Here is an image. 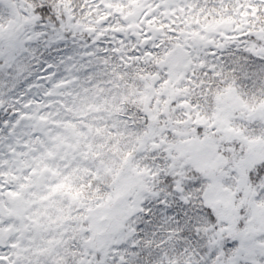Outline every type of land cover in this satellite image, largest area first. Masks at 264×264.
I'll list each match as a JSON object with an SVG mask.
<instances>
[{
  "label": "snow or ice",
  "instance_id": "1",
  "mask_svg": "<svg viewBox=\"0 0 264 264\" xmlns=\"http://www.w3.org/2000/svg\"><path fill=\"white\" fill-rule=\"evenodd\" d=\"M16 3L0 264H264V0ZM165 101L176 127L206 117L197 132L222 138L213 167L161 128Z\"/></svg>",
  "mask_w": 264,
  "mask_h": 264
},
{
  "label": "rangeland",
  "instance_id": "2",
  "mask_svg": "<svg viewBox=\"0 0 264 264\" xmlns=\"http://www.w3.org/2000/svg\"><path fill=\"white\" fill-rule=\"evenodd\" d=\"M159 110L161 111L162 114L165 115V121L162 122L161 124V127L162 128H167V129H171V130H174L176 132V135H174V137H184L183 140H179V141H176L177 143H179L181 146H184V145H187V146H197V149L199 150L200 148H203L205 151L203 153V155L201 156V159H200V164H201V167H213L214 166V161L211 159V157H215L216 160L218 161L220 159V154L219 152H217V146H216V140L213 141L212 138H207V137H201L199 135V139H197L196 137H191L189 138L187 136L186 133H184V131H187V130H182V129H179L177 127H174V123L168 118V107H167V101L163 102L160 106H159ZM199 123V124H205L207 125V118H202L200 120H197L195 121L193 124H189L190 125V128L192 129V131L195 132V129H196V124ZM189 127V126H187ZM188 132V131H187ZM181 133V134H180ZM180 134V135H179ZM175 142V141H174ZM250 162H253V161H250ZM249 162V163H250ZM241 184L242 186H244L245 184L242 183V179H244V175L241 176ZM93 192H95V190H93ZM95 195L97 194L96 192L94 193ZM65 211H67V209H65ZM225 212H231V205H229L226 209H225ZM118 239L119 237L113 239L111 237L107 238L104 243L102 244L104 246V249L107 248V246L109 244H111V242L113 243H116L118 242Z\"/></svg>",
  "mask_w": 264,
  "mask_h": 264
},
{
  "label": "flooded vegetation",
  "instance_id": "3",
  "mask_svg": "<svg viewBox=\"0 0 264 264\" xmlns=\"http://www.w3.org/2000/svg\"><path fill=\"white\" fill-rule=\"evenodd\" d=\"M17 8H18V4L16 3V0H0V17H3L6 23L7 19L10 16L12 17L15 16ZM85 40H88L87 36L85 37ZM88 42L90 43V40ZM101 46L103 47L104 45ZM74 48L75 46L70 43L67 48V52H73ZM64 54L65 53H61V52H52L51 55H48L47 53L45 55L48 56L49 59H52L54 57H59ZM104 250H105L104 246L100 245V251L103 252Z\"/></svg>",
  "mask_w": 264,
  "mask_h": 264
},
{
  "label": "trees",
  "instance_id": "4",
  "mask_svg": "<svg viewBox=\"0 0 264 264\" xmlns=\"http://www.w3.org/2000/svg\"><path fill=\"white\" fill-rule=\"evenodd\" d=\"M197 124H199V123H197ZM174 127H176L175 126V124L173 125ZM187 126H189V127H187ZM162 128V127H161ZM178 128V127H177ZM179 129H182V130H187V131H184V133H186L187 134V136L189 137V138H191V137H196L197 139H199V135L201 136V137H207V138H212V134L208 131V128H207V126L205 127V131H204V133H202V134H200V133H198L197 132V129H195V132L194 131H192V129L190 128V125H188V123L187 122H184L183 124H182V126L181 127H179L178 128V130ZM181 134V133H180ZM179 134V135H180ZM174 135H176V132L174 131V130H171V136L172 137H174ZM179 137V136H178ZM220 139H222V138H217L216 139V146H217V148L219 147V143H220ZM176 142V141H175ZM252 164H253V162H250L249 164H248V167L249 168H251L252 167ZM242 183H244L245 185L243 186L244 188H245V190H250V188H251V185H250V182H249V178H248V175H247V173L245 172V174H244V179H242ZM95 192H92V196H95V194H94ZM111 244H114L113 242H111Z\"/></svg>",
  "mask_w": 264,
  "mask_h": 264
}]
</instances>
